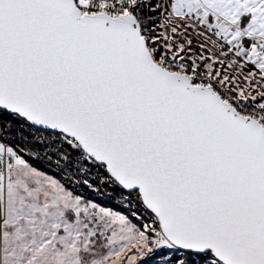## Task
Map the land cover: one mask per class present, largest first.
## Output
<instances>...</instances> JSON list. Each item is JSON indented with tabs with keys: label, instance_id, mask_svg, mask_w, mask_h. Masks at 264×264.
Returning a JSON list of instances; mask_svg holds the SVG:
<instances>
[{
	"label": "snow or ice",
	"instance_id": "obj_1",
	"mask_svg": "<svg viewBox=\"0 0 264 264\" xmlns=\"http://www.w3.org/2000/svg\"><path fill=\"white\" fill-rule=\"evenodd\" d=\"M0 264H264V0H0Z\"/></svg>",
	"mask_w": 264,
	"mask_h": 264
}]
</instances>
